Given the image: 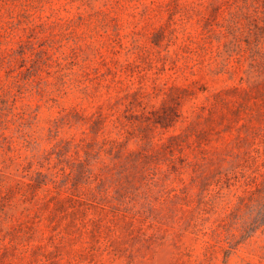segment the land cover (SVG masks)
Returning a JSON list of instances; mask_svg holds the SVG:
<instances>
[{
  "label": "rangeland",
  "instance_id": "1",
  "mask_svg": "<svg viewBox=\"0 0 264 264\" xmlns=\"http://www.w3.org/2000/svg\"><path fill=\"white\" fill-rule=\"evenodd\" d=\"M0 264H264V0H0Z\"/></svg>",
  "mask_w": 264,
  "mask_h": 264
}]
</instances>
